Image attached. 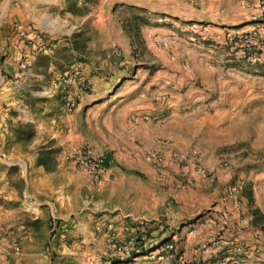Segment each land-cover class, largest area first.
<instances>
[{"label":"crops","instance_id":"1","mask_svg":"<svg viewBox=\"0 0 264 264\" xmlns=\"http://www.w3.org/2000/svg\"><path fill=\"white\" fill-rule=\"evenodd\" d=\"M64 2L0 0V230L12 234L11 241L20 239L22 251L27 249V253L10 252L7 238H1L0 264H70L87 241H95L94 235L107 229L135 232V220L154 219L158 211V215L165 212L168 224L179 223L186 203L183 192L195 184L180 185L177 167L169 162L160 178L145 152L172 149L193 159L194 139L210 136L211 123L221 113V91L214 90L211 81L215 76L219 81L223 70L243 76L253 73L243 65H212L219 60L205 45L191 44L186 36L148 19L138 35L146 68L134 66L130 75L124 68V74L109 69L105 75L88 77L90 91L81 92L76 108L66 110L60 98L63 88H57L56 81L77 65L69 62L63 71L53 61L45 68L35 64L38 53L48 54L46 46L64 45L78 26L69 20V12L54 14L64 8ZM118 5L183 22L209 23L207 36L217 39L224 38V30L264 25V17L254 20L257 0H120ZM110 18L98 13L93 22L101 48L83 32L86 58L113 44L124 55L130 53L133 41ZM86 20L87 15L82 22ZM167 40L168 44L159 45ZM22 60L24 68L19 66ZM125 63L126 59L119 60V67ZM87 65H78L77 71L85 83ZM66 89L79 92L76 80L70 79ZM133 115H150L152 120L133 121ZM10 122L31 123L33 138L21 146L13 142ZM49 141L51 147L41 148ZM82 144L108 156L100 182L70 159ZM42 149L56 151L50 171L36 163ZM185 170L191 172V166ZM159 182L167 183L162 187L172 193V201L167 196L163 203L156 200ZM53 221L65 232H51ZM246 231L240 233L248 238ZM175 233L171 230L167 237ZM39 234L48 236L40 240ZM80 235L82 239L75 240Z\"/></svg>","mask_w":264,"mask_h":264},{"label":"rangeland","instance_id":"2","mask_svg":"<svg viewBox=\"0 0 264 264\" xmlns=\"http://www.w3.org/2000/svg\"><path fill=\"white\" fill-rule=\"evenodd\" d=\"M125 1L128 2L130 0ZM119 2L120 0H65L64 8L61 10L55 9L53 12L61 16L65 12H69L72 16L69 17V20L74 19L73 22L76 21L78 26L75 27V32L70 37V40L66 41L64 45L54 49L46 46L48 54L38 53L35 64L45 68L53 61L58 66V69L61 70L68 65V62H74L77 66L87 63L85 71L83 70V76L87 77L86 83H88L89 87L88 77L105 75L109 73V69L120 70V73H122L124 70L121 71V68H124L128 75L133 72L134 66L145 69L146 66L142 65L145 60L144 51L141 43L136 40L132 42L131 51L126 55L123 54L120 46L113 44L94 54L88 53V58L84 54L79 55L78 53L77 56H74V50L71 49V41L76 35L75 41L84 39V31L87 32L88 40L91 38L92 41H97L95 43L96 47H100V36L93 26L98 13L107 14L111 17L110 19L116 20L118 26L123 29L129 18L136 16L139 34L148 26V19H151L152 23H161L176 32L179 37H183L181 34L185 33V29H189V27L196 29L200 25V23L193 21H178L172 16L169 17L170 25H165L161 20L165 16L161 17L160 14H148L147 11L140 9L122 7L118 5ZM1 7L0 12H2ZM85 15H87V20L86 23H83L82 19H84ZM146 20L147 22H145ZM201 24L207 26V31L211 28L209 23L204 22ZM231 30H224V36ZM217 40L223 42L224 38ZM113 49L119 51L118 57L109 56L110 51ZM124 59L128 63L119 67V60ZM21 64H25L26 67L25 61L19 62L20 67ZM217 64L220 67L223 65L245 66L242 63L228 62L224 55L222 59L221 57L219 58V62L212 65L216 66ZM252 68L250 69L248 66V69L253 71L252 74H249L248 71L245 73L250 76L231 74L223 70L218 75L219 81L216 80L217 76L213 80L210 79L215 87L214 90L219 89L221 91V99L218 106L221 113L217 121L211 123V127H213L210 136L199 135L194 139L192 144L197 151L194 152L192 158L207 167L214 168L217 174V182L210 188H202L195 185V187H198L197 191H195L194 186L190 185L192 189L183 192L186 203L183 209L184 217L179 223L168 224V216H166L165 212H162V215H158L159 211L157 215H153L154 219L147 218L146 221L151 232L146 235L149 241L136 253L138 255L137 264H170L169 260L164 256L160 245L161 240L167 237L171 230L176 233L171 234L169 239L176 243L177 251L183 250L181 264H191L193 262L201 264V261H205V264H212L207 260L211 258L213 253H216L217 249L225 251L226 259L233 262L222 263L221 259L218 258L216 264H264V74L259 71L260 68ZM19 124L21 123H8V130L12 132L11 140L20 142L18 145L21 146L28 141H15L14 130L18 129ZM224 161H228V166L222 165ZM220 172L222 175L219 177ZM239 177L245 179L246 186L237 196L241 200V209L237 212L235 210L236 197H228L226 194L229 184ZM166 184L159 182V188L155 191L156 200H159L160 203L165 202L163 201L165 196L171 201L174 198L172 193L169 194L162 187ZM189 194L191 198H194L193 201L189 199ZM228 210H230V213L227 212ZM206 216L215 218L223 225H226V230L219 243L210 247L208 245V238L211 235L210 229L199 226L200 221ZM191 229H195V235L189 234ZM108 230H105L102 234L94 235L95 241L93 240L89 244L87 241V247H81L78 252L79 255L71 259L70 264H115L118 253L107 241ZM110 230L114 231L123 242L135 235V232L122 234L115 229ZM165 230H167L166 234H164ZM245 230H247V234L249 232L250 236L248 238L240 233V231ZM11 236L13 235L11 234ZM11 236L0 230V239L7 238L11 249L10 252H15V254L27 253V249L22 251L21 240L14 238L11 241L9 239ZM47 236L39 234V239L45 240ZM81 239L82 235L75 238L78 241ZM202 244H206L205 250H202ZM257 249L260 250L257 251Z\"/></svg>","mask_w":264,"mask_h":264},{"label":"built area","instance_id":"3","mask_svg":"<svg viewBox=\"0 0 264 264\" xmlns=\"http://www.w3.org/2000/svg\"><path fill=\"white\" fill-rule=\"evenodd\" d=\"M257 10L258 13L254 15V20L257 21L260 17H264V0H257ZM165 25H170V20L168 17H163L161 19ZM171 27H173L171 25ZM185 33L181 34L186 36L185 39L187 42L194 45H206L210 52L219 60V58L224 55L228 62L242 63L246 67L260 68L264 66V25H258L248 29H233L228 31L224 36V41H219L214 37L207 36V26L200 24L199 28L194 29L189 27L185 29ZM167 41L159 42L160 46L168 44ZM119 51L113 49L110 51L109 56L118 57ZM21 67H25V64H21ZM77 67V68H76ZM256 70V69H255ZM78 66L73 67L71 72L61 76V79L56 82L57 88H63L60 91V98L62 100L63 107L66 110H73L78 105L81 92L88 91V84L85 81L79 80ZM76 80L78 85L79 92H70L69 89H66L69 81ZM142 119L144 121L152 120L150 115H133L132 120ZM162 143L166 146L170 145L168 140H163ZM146 157L152 163L155 171L158 176L162 178L164 176L163 168L166 163H172L177 167V181L180 185L185 183H193L202 188H210L217 182V174L214 168L207 167L195 159L189 160L186 155L179 153L172 149H167L166 151H160L154 148H148L146 150ZM70 159L73 164L80 170L87 172L93 176L97 181L103 180V177L106 175V157L104 154L95 153L93 148L88 144H82L81 146L75 148L71 155ZM191 166V172L185 170L188 166ZM223 166H228V161H224ZM246 186L245 179L239 177L232 181L227 187L228 197H236L235 210L239 212L241 209V200L237 196L241 193L242 189ZM226 198V197H225ZM230 213V210L227 211ZM136 224L135 235L128 238L126 242H123L118 238L116 233L112 230L107 231V241L117 251L118 256L116 257L115 264H137L138 255L136 254L139 251L138 240L141 239L144 244L149 240L146 237V232L149 229V224L146 221L138 222L134 221ZM133 222V223H134ZM199 226L201 228L210 229L211 235L208 238L209 247L215 244H218L222 238L224 231L226 230V225H223L219 220L212 217H205L200 221ZM63 226L57 221L51 223V232H56L57 230L65 232L62 230ZM140 232V236L137 237L136 233ZM195 229L189 231L190 235H195ZM202 250H205L206 244L201 245ZM161 250L164 252V256L169 260L170 264H176L174 262L177 247L176 243L172 240H168L160 245ZM260 249H257L259 251ZM221 249H217L216 253L211 255L215 257ZM208 259V260H211ZM218 258H216L217 260ZM183 260V255L178 257V261ZM207 260V261H208ZM224 260V261H223ZM227 260V261H225ZM226 257L221 259V262L226 263L233 261H228ZM234 260V259H232ZM193 262L191 264H196ZM198 264V263H197Z\"/></svg>","mask_w":264,"mask_h":264},{"label":"trees","instance_id":"4","mask_svg":"<svg viewBox=\"0 0 264 264\" xmlns=\"http://www.w3.org/2000/svg\"><path fill=\"white\" fill-rule=\"evenodd\" d=\"M145 22H147V20ZM124 30L126 31V33L128 34L129 38L132 41H135V40L139 41V39H138L139 27H138L136 16H133V17L129 18V20L124 24ZM76 36H74V38L71 41V49H73L74 52H76L78 54H84V51L86 50V39H82L80 41H75V37ZM260 68H262V70L260 69V72L262 74H264V66H261ZM64 69L62 68L61 70L64 71ZM18 126H19L18 129L14 130V137H15L14 139H15V141H29V140H31L33 138V136H34V127H33L32 124H30V123H25V124L21 123ZM52 145H53L52 142L49 141L46 144H44L41 148L51 147ZM55 152L56 151L53 150V149H49V150L42 149L39 152L37 160H36L37 165H42L46 171L52 170L53 167L55 166V154H56ZM105 157H106L105 165L107 167L108 156L105 155ZM150 231L151 230L148 229L147 232H146V235L149 234ZM139 233L140 232L136 233L137 237L140 236ZM168 240H169V238L165 237L164 239L161 240V244H163L164 242H166ZM137 244L139 246V249L144 247L143 246L144 243H143V241L141 239L138 240ZM180 255H183V250L182 249H180L176 253V257H175V260H174V262L176 264H181L178 261V257ZM225 256H226L225 251H221L215 257H212L211 260H208V262L212 263V264H216L218 262V259L216 260V258L222 259ZM200 263L201 264H205V261H201Z\"/></svg>","mask_w":264,"mask_h":264}]
</instances>
